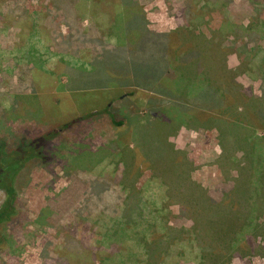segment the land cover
<instances>
[{"label": "rangeland", "instance_id": "374dc122", "mask_svg": "<svg viewBox=\"0 0 264 264\" xmlns=\"http://www.w3.org/2000/svg\"><path fill=\"white\" fill-rule=\"evenodd\" d=\"M28 1L33 5L27 7ZM36 1L0 0V31H7L0 36V139L5 138L10 146L16 137H38L78 118L82 120L73 122L48 145L51 161L46 169L31 162L18 174L15 182L18 215L6 226L4 233L10 246L0 248V264H73L76 256L66 260L60 256L65 253V246L76 250L69 240L88 251L95 250V241L100 237L96 238L94 233L109 235L117 220L123 217V201L133 193L129 186L132 182L136 192H141L137 199L142 202L132 209L133 217L141 209L144 211L143 203L147 201L146 207L150 210L166 208L171 227L190 228L192 223L180 215L177 206L163 205L164 189L153 172L137 157L131 158L136 118L142 120L152 104L153 113L157 108L162 117L183 112L185 108L177 101L187 96L177 76L163 77L165 83L155 87L166 91L171 99L172 108L165 113V106H169L165 99L160 97L166 102L161 104L139 88L113 87L117 80L128 81L130 71L139 65L155 68L159 64L155 47L145 44L144 54L138 51L140 43L147 40L139 30L135 12H142L143 19L149 15L155 17L147 19L148 27L167 35L161 39L162 49L169 44L171 53L180 44V47L188 43L203 46L201 37H217L222 46L232 49L243 43L238 34L244 35L246 26L253 24L255 30L264 29V0H131L134 6L126 8L118 0H102L99 4L93 0H40L48 4L43 7ZM38 9L41 12H35ZM176 31L170 39V34ZM230 31L236 37L226 39L225 33ZM257 35L255 47L264 48V36ZM203 48L207 49L205 59L200 65H191L192 73H196L191 80L204 83L207 79L198 71L202 64L216 78L219 69L218 61H207L216 57L212 47ZM257 50L256 59H259L260 49ZM242 58L241 71L249 76L256 63L245 61V56ZM227 61L231 67L239 63L233 55ZM210 70L206 68L208 75ZM237 81L251 86L253 95L264 96L261 83L252 84L243 75ZM108 113L116 120H125L123 126L115 127ZM161 121L157 119L154 124L159 134L175 127L170 124V128H163ZM257 136L264 139V132L257 131ZM170 141L192 162V179L212 199L222 200L231 190L232 182L223 177L217 165L221 152L217 132L181 128ZM38 174L51 177L43 193L36 189L38 184L32 186L34 182H42ZM231 175L236 177L235 172ZM121 179L126 184L119 186ZM3 198L0 192V205ZM134 202L130 207H134ZM37 209L39 213L34 214L33 210ZM135 224L137 228L133 229L131 239L139 241L144 235H140L141 224ZM112 240L123 248L131 245L125 236ZM138 245L133 242L129 249L135 253L133 260L142 264L144 255ZM168 251L165 264H196L189 244L172 245ZM99 253L114 254L109 248ZM114 257L115 262L111 264H116L120 256L116 253ZM230 264H264V258L234 259Z\"/></svg>", "mask_w": 264, "mask_h": 264}, {"label": "trees", "instance_id": "16d2710c", "mask_svg": "<svg viewBox=\"0 0 264 264\" xmlns=\"http://www.w3.org/2000/svg\"><path fill=\"white\" fill-rule=\"evenodd\" d=\"M101 1L93 0L92 2L99 4ZM118 1L121 7L125 6L124 8L134 6L131 0ZM189 2L192 3V1ZM135 13L141 29L144 25L142 12ZM254 28L253 24L248 25L244 28L246 32L244 35L238 34L239 40L243 41L237 47L238 49L225 48L221 42L216 43L213 38L201 37L203 46L188 43L180 47L182 44L178 41L179 49L172 53L169 50V44L165 45L167 47L163 48L165 50L162 49L161 39L167 35H155L141 29L147 41L140 43L137 47L138 51L144 54L145 44L155 47L159 64L155 68L139 65V68L130 71L128 81L117 80L113 87L139 88L156 97L161 104L167 102L169 105L171 99L168 98L167 92L163 89L158 90L155 85L160 87L165 80L162 81L163 77L173 75V77L177 76V80L184 86L183 94L187 95L189 100L186 97L179 99L178 104L185 110L172 116L165 114L162 117L157 108L155 110L153 108L155 111L153 113L151 109L154 104L149 105V113L142 120L136 118L137 121L134 123L131 137V145L134 149H130L131 158L137 157L160 181V186L164 189L163 205L177 206L180 215L192 225L190 228L171 227L165 212L166 208L150 210L146 207L147 201L143 203L144 211L141 209V213L133 217L132 209H136V205L142 202L137 199L141 192H136L132 182L129 186L133 193H129L124 198L123 217L117 220L114 228H111V233L100 236L94 233L96 238L100 237V239L99 241L96 239L93 251H88L83 245H77L73 240H69V244H73L72 248L76 250H70L68 246H65V253L60 254L62 258L66 260L71 258L70 256H76L77 261L73 264H111L115 262L114 256L117 253L120 257L116 264H126L125 259L131 264H138L139 261L133 260L135 253L133 254L129 249L133 242L139 244L138 247L144 255L142 264H165L164 257L169 254L168 248L185 243L189 244L196 264H230L234 259L264 258V139L257 136V131L264 132V96L257 97L253 95L251 88H244L237 83V77L245 72L241 69L231 70L226 64V57L229 54L245 56L247 62L256 63L252 68V74L264 85V58L256 59L259 47H255V42L259 40L257 34L264 36V32H261L264 29H257V31ZM175 33L177 31L170 34V39ZM228 34L234 33L226 32V39L236 37L235 34L233 36ZM217 45L221 46L219 50L216 48ZM205 46L212 47L216 57L212 56L207 61H218L219 72L216 78L209 67L202 64L198 71L207 79V82L203 83V81L191 80V76L196 74L192 73L191 65L195 63L200 65V62L204 61L207 52V49L203 48ZM141 57L143 58L142 55ZM206 68L210 70L209 75ZM213 85L218 88L215 89ZM167 91L170 95L172 94L170 90ZM160 97L166 102H162ZM170 108L172 106H165V113H169ZM187 110L191 111L187 112ZM108 115L115 127H122L125 123L123 119L116 120L110 113ZM165 118L167 121H163L166 120ZM157 119H162L163 128H170V124H174L175 127L165 129L159 134L157 128H154ZM81 120L78 118L38 137H16L10 146L5 138L0 139V192L4 194L0 205V248L10 246L4 232L6 226L18 215L16 208L18 196L15 187L18 174L31 162H35L39 168L46 169L51 161V156L47 154L48 145L58 138L61 132L68 130L73 122ZM144 128L147 129L146 132ZM181 128L191 130L202 128L217 132L218 146L221 150L217 165L223 177L232 182L231 190L222 200L212 199L207 190L192 179V162L170 141ZM237 154H240V158ZM233 172L236 177H232ZM125 184V179H121L118 185ZM133 202L134 207H130ZM134 222L141 224L140 235L144 237L137 239L141 243L131 239V233L135 232L133 229L137 228ZM121 236L129 238L127 242L131 245L125 248L116 245L118 242L112 239ZM110 240L112 243H108ZM124 242L125 240L122 243ZM108 248L113 249V256L99 253L105 252ZM123 253L126 254L125 257L122 256Z\"/></svg>", "mask_w": 264, "mask_h": 264}, {"label": "crops", "instance_id": "0c3cea01", "mask_svg": "<svg viewBox=\"0 0 264 264\" xmlns=\"http://www.w3.org/2000/svg\"><path fill=\"white\" fill-rule=\"evenodd\" d=\"M36 2H39L38 3V5L40 6L41 5V7H43V6H47L48 4L46 3V1H40V0H37ZM31 5H33V3H32V1H28V3H27V7L28 6H31ZM35 12H41V10H36ZM44 12V11H43ZM45 13V12H44ZM40 16V15H39ZM149 16H151V15H149ZM144 17V25L142 26V28H143V30L144 31H146V32H148V33H154L155 35H161L162 33H160L161 31H152V29H150L149 27H148V22H146L147 21V19H151V18H155V17ZM73 18V17H72ZM150 22H152L151 20H150ZM69 26V25H68ZM141 28V29H142ZM145 28V29H144ZM141 29H139V30H141ZM4 31L6 32V34H7V31L6 30H1L0 32H1V37H2V35H3V33H4ZM223 37V36H222ZM215 39V42L216 43H220V41H219V39L217 38V37H215L214 38ZM213 44H215L214 42H213ZM216 48H218V50L221 48V46H219V45H217L216 46ZM259 52H258V55H259V59L260 60H262L263 58H264V48H262V47H259ZM236 56V58L238 57V59H239V63H235L234 64V67H231V66H228V58L230 57V56ZM243 61V58H242V56H238L237 54H231V55H229V56H227L226 57V64H227V66H228V68L229 69H231V70H237V69H241V66H240V61ZM245 61H246V59H245ZM245 78H247L252 84H255V83H261V81L260 80H258V78H255L254 76H253V74H249V76H247L246 75V73L245 74H242ZM241 76V75H240ZM239 77V76H238ZM238 77H237V79H238ZM253 77V78H252ZM237 79H236V81H237ZM237 83H239L241 86H243L244 88H251V86H249V85H243L241 82H239V81H237ZM255 96H257V97H260L259 95H255ZM39 176H40V178H42V182H34L33 183V187L34 186H36L37 184H38V186H36V189L37 190H41L42 191V193L43 192H45V185L47 184V183H49L50 181H51V177H49V176H47V175H42V174H38ZM40 183V184H39ZM32 191H35V192H38L37 190H34V189H32V188H30ZM37 211H38V209L37 210H33V212H34V214H36L37 213ZM40 211V210H39ZM39 211H38V213H39ZM38 218H39V215L37 216V218L35 219V221H36V223L37 222H39V220H38Z\"/></svg>", "mask_w": 264, "mask_h": 264}]
</instances>
